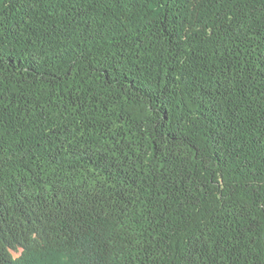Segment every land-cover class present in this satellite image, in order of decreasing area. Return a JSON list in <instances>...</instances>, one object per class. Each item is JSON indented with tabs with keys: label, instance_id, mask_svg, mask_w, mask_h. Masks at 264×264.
Here are the masks:
<instances>
[{
	"label": "trees",
	"instance_id": "obj_1",
	"mask_svg": "<svg viewBox=\"0 0 264 264\" xmlns=\"http://www.w3.org/2000/svg\"><path fill=\"white\" fill-rule=\"evenodd\" d=\"M0 264H264V0H0Z\"/></svg>",
	"mask_w": 264,
	"mask_h": 264
},
{
	"label": "rangeland",
	"instance_id": "obj_2",
	"mask_svg": "<svg viewBox=\"0 0 264 264\" xmlns=\"http://www.w3.org/2000/svg\"><path fill=\"white\" fill-rule=\"evenodd\" d=\"M19 256V254H16V257H18Z\"/></svg>",
	"mask_w": 264,
	"mask_h": 264
}]
</instances>
